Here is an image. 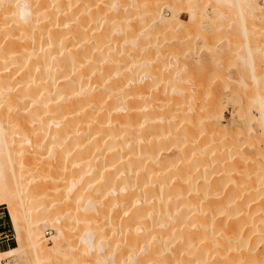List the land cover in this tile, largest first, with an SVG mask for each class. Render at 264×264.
<instances>
[{
  "label": "bare ground",
  "instance_id": "6f19581e",
  "mask_svg": "<svg viewBox=\"0 0 264 264\" xmlns=\"http://www.w3.org/2000/svg\"><path fill=\"white\" fill-rule=\"evenodd\" d=\"M261 1L0 0V264H264Z\"/></svg>",
  "mask_w": 264,
  "mask_h": 264
},
{
  "label": "rangeland",
  "instance_id": "374dc122",
  "mask_svg": "<svg viewBox=\"0 0 264 264\" xmlns=\"http://www.w3.org/2000/svg\"><path fill=\"white\" fill-rule=\"evenodd\" d=\"M258 2L259 3H263V1H261V0H258ZM186 6H187V3H186ZM184 7V8H183ZM183 7H180V9H179V15H180V17H181V19L183 20V21H187L188 19V13H187V9H185L186 7L185 6H183ZM254 7H256V5L254 6ZM257 8V7H256ZM255 8V9H256ZM185 9V10H184ZM181 10V11H180ZM210 10V9H209ZM161 11H162V13H164V14H168V13H170V10L169 9H167V7L166 6H163L162 7V9H161ZM210 14H212V13H210ZM218 16H219V14H217ZM225 15H226V17H225ZM216 17V15H215V19H217V20H215V21H217V22H220L221 24V26L223 27V23H224V25H225V23H226V25L228 24V22H229V25L228 26H230V28L228 27V26H226L225 27V31L224 30H221V32H220V34H223V36L225 37V38H221V41L219 42V45L220 46H222V44H223V46L222 47H224L225 46V48H224V51H226L228 48H230V47H232V46H234V44L236 43V41H241L245 36L242 34V39H241V35H240V33H239V31H237L236 32V30H239L238 28L240 27L239 25H237V23H235V25L236 26H233L234 25V19L231 17V15L226 11L225 13H224V15H222V16H219V17ZM227 18V19H226ZM232 18V19H231ZM220 19V20H219ZM224 19H225V21H224ZM232 20V27H234V28H232L231 27V20ZM206 22L205 23H203L202 22V24H203V27H202V29H201V31L203 32V30H206V28H207V30L210 28V24L208 23L209 21L208 20H205ZM227 21V22H226ZM205 26V27H204ZM220 26V27H221ZM239 26V27H238ZM238 27V28H237ZM224 28V27H223ZM230 30H229V29ZM233 29V30H232ZM229 30V31H228ZM232 30V31H231ZM230 31H231V33H230ZM240 31H241V29H240ZM225 32V33H224ZM236 35V36H235ZM199 36V37H198ZM233 36V37H232ZM244 36V37H243ZM231 37L233 38V40L235 41V42H231V41H227L228 39L229 40H231ZM196 38H200L199 40H197ZM193 40H190L189 42H190V44H193L194 45V48L195 47H197L196 49L198 50V51H202L203 52V50H206V49H204L203 47V45H201L202 43H203V41H202V39H201V36L199 35V34H197L196 36H195V38H192ZM195 39V40H194ZM223 39V40H222ZM201 42V43H200ZM230 42H231V44H230ZM196 43V44H195ZM198 43L200 44V45H198ZM226 43L228 44V45H226ZM238 49H240V47L238 48H236V50H238ZM241 50V49H240ZM219 51H220V49H219ZM219 51H214L213 52V54H214V58L213 59H215V56H216V58L217 59H219V60H221L222 59V57H223V55L225 54V52L223 51V49H221V52L223 53H221V52H219ZM216 52H217V54L218 55H215L216 54ZM242 52H243V49H242ZM220 53V54H219ZM220 55V56H219ZM262 55H264V54H262ZM218 57H220V58H218ZM237 58V57H236ZM217 59H215V60H217ZM218 60V61H219ZM234 60V59H233ZM237 60V61H236ZM236 60H234V62H236V64H234V65H232L231 66V68L230 69H233V72H234V77H235V79H240L241 77H239L238 76V72L241 70V71H243V70H245V67L244 66H242V65H240V62H238L239 60H238V58L236 59ZM238 62V63H237ZM237 67H236V66ZM235 66V67H234ZM230 67V66H229ZM243 67H244V69H243ZM243 69V70H242ZM239 70V71H238ZM238 71V72H237ZM197 72V73H196ZM195 72V77H197V76H199V77H201V74H199L198 73V71H196ZM245 72H247V71H245ZM237 73V74H236ZM198 74V75H197ZM239 74H240V72H239ZM238 76V77H237ZM246 78V80L247 81H250V78H249V76L247 75V73L244 75ZM248 77V78H247ZM222 78V77H221ZM249 79V80H248ZM234 81V82H233ZM232 81V84L234 85V86H236L237 88L238 87H240V88H242L241 87V85L239 84L240 82L239 81H235V80H233ZM236 82V83H235ZM229 88V87H228ZM239 88V89H240ZM225 90H224V93L226 92H228L229 91V93H231L230 92V89L227 91V89L226 88H224ZM241 90V89H240ZM244 101V100H243ZM242 100H241V102L242 103H244ZM227 104H229V105H227ZM227 106V107H226ZM226 108L224 109V113H225V117H224V119H223V122L225 123V122H227V119H229V115L231 114L230 112H231V110H232V105H231V103H226ZM253 107V108H252ZM252 107L250 108V112H253L252 114H256V115H258V111H256V108L254 107V105H252ZM254 108H255V110H254ZM254 120H252V122H253ZM229 123L230 124H232V120H230L229 121ZM256 122H253V124H254V127H256L255 129L257 130L258 129V127H257V125L255 124ZM244 131L245 132H242L241 133V135L242 136H244L243 135V133L245 134L246 132H247V130H245L244 129ZM228 135L226 134L225 136H223L224 138L225 137H227ZM259 136V137H258ZM258 136H257V140H256V138H253V141H252V144H247V145H249L250 147H248L247 145H244V148H246V149H249V154H250V157H248L247 158V160L251 163L252 161H250V159L251 160H253V157H257L258 155L257 154H255L254 153V151H253V148H254V143L255 142H257L256 143V145L258 144V147L260 148V150H262L263 148H262V146L264 145V137L263 136H261V134H258ZM222 137V138H223ZM260 143V144H259ZM251 145H253V146H251ZM22 149V148H21ZM23 151H24V149H22ZM25 150H26V148H25ZM23 151H21L22 153H23ZM20 152V151H19ZM26 152V151H25ZM24 152V153H25ZM21 153V157L19 158V154H18V157H17V159H15L14 160V164H18V163H15L16 162V160H19V161H26L29 157V153L28 152H26V153H28V158L27 157H24V158H22V154ZM255 156H254V155ZM27 154H25V156H26ZM252 155V156H251ZM257 155V156H256ZM19 158V159H18ZM21 159V160H20ZM19 161H17V162H19ZM262 175V174H261ZM263 177H262V179H264V172H263V175H262ZM251 182H253L252 180H251ZM260 185V184H259ZM259 185L258 186H255V188L254 187H252V186H250V187H252L251 189H253L254 191H256V192H254L253 190H251V189H249V191H251L252 192V195L254 196L255 194V199L254 200H252V203H254V204H258V203H262V202H264V193H260V195H259V193H258V191L260 190L259 189ZM249 187V188H250ZM262 187H264V184H262ZM243 191H245V190H243ZM247 193V192H246ZM254 193V194H253ZM262 195V196H261ZM258 196V199L256 198ZM262 197V198H261ZM257 199V200H256ZM260 199V200H259ZM70 221H73V222H70ZM69 221V223L71 224V225H73V223L74 224H78L77 223V221H74V220H70ZM108 225H110V224H107L106 226H108ZM112 226V224L110 225V226H108L109 228ZM80 227V226H79ZM81 227H82V225H81ZM80 227V228H81ZM108 227H107V229H108ZM65 229H66V231H70L71 229H72V227L71 226H65L64 227ZM78 228V225L77 226H74L73 227V229L75 230V231H77L76 229ZM74 230H72V232L74 231ZM79 230V229H78ZM113 230V234L111 233V234H109L108 235V237H110V241H111V239H113V237H111V236H115V237H118L119 235H120V232H117V230L115 231V229H112ZM0 231H2V233L4 234L3 235V237H2V235H0V247L1 248H7V247H16V246H18V239H16V237H15V233H14V230H13V228H12V223H11V220H10V217H9V214H8V209H7V207H6V204L5 203H3V204H0ZM108 231H110V229H108ZM45 237H47V242L50 244V238L52 237L51 236V234L52 235H54L55 234V229L51 226H48V227H46V229H45ZM71 232V233H72ZM112 232V231H111ZM75 235V234H74ZM43 236V235H42ZM114 237V238H115ZM120 236L118 237V238H115V239H118V240H112V241H120ZM49 240V241H48ZM115 242V243H116ZM117 242V243H118ZM113 243V242H112ZM114 244V243H113ZM60 245H61V247H62V249H63V246H64V242L63 241H61V243H60ZM73 249H71V251H72ZM73 251H75V250H73ZM72 251V252H73ZM57 256H59V253H58V255H57V253L56 254H53L52 256H51V259H52V262H53V260L57 257ZM10 260V258H6L5 260H4V263L6 262V261H9ZM10 263L9 264H14L13 262H11V261H9ZM51 263V260L49 261L48 260V262L47 263H43V264H50ZM51 264H53V263H51Z\"/></svg>",
  "mask_w": 264,
  "mask_h": 264
},
{
  "label": "built area",
  "instance_id": "2783aa9c",
  "mask_svg": "<svg viewBox=\"0 0 264 264\" xmlns=\"http://www.w3.org/2000/svg\"><path fill=\"white\" fill-rule=\"evenodd\" d=\"M0 235H2V237H3L4 234L2 233V231H0Z\"/></svg>",
  "mask_w": 264,
  "mask_h": 264
}]
</instances>
